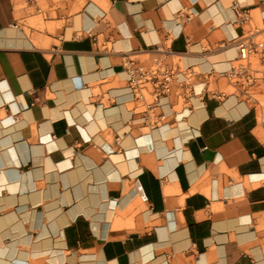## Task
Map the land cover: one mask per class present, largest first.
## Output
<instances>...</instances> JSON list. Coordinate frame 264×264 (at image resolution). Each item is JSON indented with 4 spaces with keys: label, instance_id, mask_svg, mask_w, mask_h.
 Returning a JSON list of instances; mask_svg holds the SVG:
<instances>
[{
    "label": "crops",
    "instance_id": "1",
    "mask_svg": "<svg viewBox=\"0 0 264 264\" xmlns=\"http://www.w3.org/2000/svg\"><path fill=\"white\" fill-rule=\"evenodd\" d=\"M262 21L264 0H0V264H264V123L219 75ZM157 44L183 82L147 106L126 62Z\"/></svg>",
    "mask_w": 264,
    "mask_h": 264
},
{
    "label": "built area",
    "instance_id": "2",
    "mask_svg": "<svg viewBox=\"0 0 264 264\" xmlns=\"http://www.w3.org/2000/svg\"><path fill=\"white\" fill-rule=\"evenodd\" d=\"M249 18L248 12L238 13V22H245ZM234 42L238 50L232 66L219 73L225 77L232 87V92L252 104L259 120L264 123V21L254 25L244 34L235 37ZM155 54L148 65L128 60L126 66L129 72V83L134 98L146 100L150 106L158 102L159 97L168 95L174 81L183 82L176 78L177 69L167 60V51L162 45H154ZM193 71L186 73L188 82L192 81ZM208 88V81L201 89ZM217 98L226 94L224 91L213 93Z\"/></svg>",
    "mask_w": 264,
    "mask_h": 264
},
{
    "label": "rangeland",
    "instance_id": "3",
    "mask_svg": "<svg viewBox=\"0 0 264 264\" xmlns=\"http://www.w3.org/2000/svg\"><path fill=\"white\" fill-rule=\"evenodd\" d=\"M260 26H261V24H260Z\"/></svg>",
    "mask_w": 264,
    "mask_h": 264
}]
</instances>
